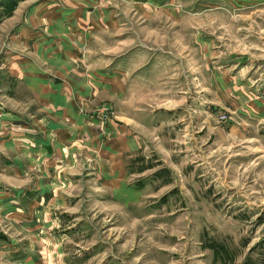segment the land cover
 <instances>
[{
	"label": "rangeland",
	"instance_id": "obj_1",
	"mask_svg": "<svg viewBox=\"0 0 264 264\" xmlns=\"http://www.w3.org/2000/svg\"><path fill=\"white\" fill-rule=\"evenodd\" d=\"M20 1L0 0V24ZM67 2L94 20L86 71L127 83L101 89L89 139L133 150L115 175L79 137L56 180H1L0 264H264V0Z\"/></svg>",
	"mask_w": 264,
	"mask_h": 264
},
{
	"label": "crops",
	"instance_id": "obj_2",
	"mask_svg": "<svg viewBox=\"0 0 264 264\" xmlns=\"http://www.w3.org/2000/svg\"><path fill=\"white\" fill-rule=\"evenodd\" d=\"M66 2L22 0L0 24L1 34H8L7 53L0 60V103L5 109L0 118V181L12 185L39 174L40 180L45 179L42 174L47 175L60 160L67 166L72 164L76 144H69L79 137L84 143L78 150L101 147V156L114 174L121 175L124 170L123 151L133 150V140L126 135L89 139L92 127L99 121L94 107L102 98L101 89L121 95L126 92L127 83L111 78L115 82L106 87L103 81L109 79L107 76L89 75L86 53L81 54L79 46L85 44L88 36L81 34L79 26L93 25L94 20L89 23L84 15H68L62 5ZM94 12L98 13L95 8ZM121 111L133 118L135 126L143 127L136 112L126 108ZM30 166L40 172L31 174ZM56 179L54 174L45 180ZM97 181L111 182L103 175ZM26 189L27 186L22 187L23 191Z\"/></svg>",
	"mask_w": 264,
	"mask_h": 264
},
{
	"label": "trees",
	"instance_id": "obj_3",
	"mask_svg": "<svg viewBox=\"0 0 264 264\" xmlns=\"http://www.w3.org/2000/svg\"><path fill=\"white\" fill-rule=\"evenodd\" d=\"M6 15L4 14V15H2L1 17H0V19H2L3 17H5Z\"/></svg>",
	"mask_w": 264,
	"mask_h": 264
},
{
	"label": "built area",
	"instance_id": "obj_4",
	"mask_svg": "<svg viewBox=\"0 0 264 264\" xmlns=\"http://www.w3.org/2000/svg\"><path fill=\"white\" fill-rule=\"evenodd\" d=\"M2 115H3L2 112H0V118L2 117Z\"/></svg>",
	"mask_w": 264,
	"mask_h": 264
}]
</instances>
